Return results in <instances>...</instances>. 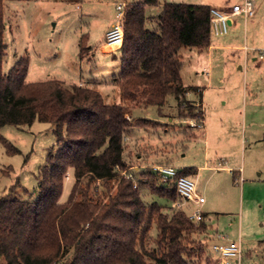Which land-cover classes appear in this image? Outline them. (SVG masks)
Segmentation results:
<instances>
[{
  "label": "trees",
  "instance_id": "trees-1",
  "mask_svg": "<svg viewBox=\"0 0 264 264\" xmlns=\"http://www.w3.org/2000/svg\"><path fill=\"white\" fill-rule=\"evenodd\" d=\"M5 0H0V128L49 122L57 138L38 174V186L27 197L0 196V264H196L206 254L208 213L200 221L184 208H173L179 195L174 179L163 180L150 166L134 186L122 170L125 137L134 126L159 124L128 116L136 106L165 105L174 93L179 117L203 116L188 99L199 87L185 85L183 49L202 52L212 43L211 5L158 0L128 3L123 17L121 73L111 82L121 94L109 102L96 82L67 84L58 78L28 81L30 60L19 58L4 70ZM159 4L156 16L147 5ZM106 42V40H104ZM89 34L79 41V56H89ZM0 143L19 152L0 132ZM118 167V168H117ZM74 183L67 201L60 200L69 169ZM195 168H179L191 175ZM107 197L99 196V183ZM94 186L97 198L90 197ZM165 198L146 201L142 188ZM155 230V232H153ZM207 263L212 264L209 257Z\"/></svg>",
  "mask_w": 264,
  "mask_h": 264
},
{
  "label": "rangeland",
  "instance_id": "rangeland-1",
  "mask_svg": "<svg viewBox=\"0 0 264 264\" xmlns=\"http://www.w3.org/2000/svg\"><path fill=\"white\" fill-rule=\"evenodd\" d=\"M119 1L125 0H5L7 54L4 70L9 71L19 58L27 56L31 66L28 81L58 78L67 83L83 80L87 85L96 80L107 101H120V91L111 82L121 73L120 53L102 60L94 54L96 46L106 40L103 37L105 30L116 20ZM167 1L224 7L236 3L243 5L246 0ZM253 1L256 5L254 16L233 15L226 35H212L213 44L228 47L202 52L184 48L181 68L184 84L204 88L205 120L215 124L223 118L219 129L211 127L212 133L223 129L230 139L238 141L239 146L241 142L242 152L246 149L248 164L250 158L253 161L258 155H264V58L259 57V53L264 52V0ZM160 11L159 5L146 8L147 15L155 16ZM86 33L91 35V53L81 58L79 41ZM106 49L107 46L102 51ZM201 95L194 92L187 97L199 101ZM245 112L246 122L243 123ZM179 115L174 93L168 94L165 105L132 109L130 120L142 116L159 123L134 126L126 136L124 156L133 168H138L137 175L152 164L168 163L180 168L187 162L201 159L205 148L204 133L188 121L202 122L203 116L181 119ZM244 125L248 128L247 135L244 134ZM253 128L258 131L253 133ZM0 132L20 150L11 152L0 143V196L13 193L27 197L25 189L32 192L38 186L39 170L45 164L48 150L57 147L53 125L37 119L22 127L3 125ZM209 147L214 149L213 141ZM259 172L262 174L258 175ZM219 175L224 177L222 173ZM252 175L247 177L244 194L242 181L232 187L219 183L218 188L206 193L208 199L202 209L209 212L211 232L217 229L225 238L238 240L243 252L251 248L250 264H264V166L258 171L253 170ZM253 178L261 180L254 181ZM73 183L74 172L70 168L60 198L62 202L68 200ZM98 183V195L106 198V188ZM94 186L89 195L96 199ZM142 194L146 201L165 202V198L151 194L146 186L142 188ZM212 241L210 237L206 254L196 264H209L207 257L212 264H220L219 254L212 249ZM246 260L244 257L243 264Z\"/></svg>",
  "mask_w": 264,
  "mask_h": 264
},
{
  "label": "crops",
  "instance_id": "crops-1",
  "mask_svg": "<svg viewBox=\"0 0 264 264\" xmlns=\"http://www.w3.org/2000/svg\"><path fill=\"white\" fill-rule=\"evenodd\" d=\"M125 1L131 3V2H141L143 0H125ZM165 1H167V0H165ZM205 4H208V3H205ZM152 5H159V4H152ZM148 6L149 5H147V7ZM159 6L161 7V5H159ZM211 6H213V5H211ZM149 16H152V15H149ZM113 23L114 22H111L109 24V26L107 27V29L105 30L104 35H103L104 38L106 36V32L108 31V29L111 27V25ZM90 37H91V35L89 33V40H90ZM105 46H107V49L105 51H102V48ZM215 47L226 48V47H228V45H226V44L225 45H222V44L216 45V44H213V42H212L211 45L209 46V48L206 50L210 51L211 49H213ZM121 48H122V44L121 45H109L108 43L104 42V40H103V42H101L100 44H98L96 46V50H95L94 54L97 56V58L99 60H102V59H105L109 56H116L117 54L120 53ZM240 49L242 50L243 47H240ZM259 57H260V53H259ZM255 59H256V57H255ZM30 71H31V66L29 65L28 74L30 73ZM90 82H99V81L91 80ZM183 82H184V80H183ZM73 83H79V84H83V85L86 84V82L83 80H80L79 82H70L67 84H73ZM189 85H191V84H189ZM194 86L199 87V92L202 95H201L199 101H198V99H195V98H194V100H191V99H189V100L193 101V103H195L196 105H199L203 111V121H202L203 126L200 128L202 129V133H204V135H202V137L204 138L205 148H204L203 154L201 155V159H199L196 162H187L185 166L180 167V168L192 167V168L196 169V172L194 174H191V176L196 181L197 189L199 190V192L206 198L205 202H207V199H208L206 193H209V191H211V189H213V188H218L220 186L219 183H221V184L223 183L224 187H226V185H228V186L231 185V187H232V186H234V184H239L240 181H242L243 182V194H244L247 177H253V175H252L253 170L258 171L259 169H262V167L264 166V163H263L264 155H262V156L258 155L257 157H255L253 159V161H252V158H250V164H248L247 163V155L245 154L246 149L244 148L243 152H242L241 142H240V146H239L237 144L238 141L236 143V141L234 139H230L229 134L223 132V129H222V132L217 131V132L212 133L211 127H213L214 129L216 127L217 129H219L220 124L222 125L223 118H220V122L215 123V124L214 123L210 124V123H208V121L205 120V114H204V110H203V108H204V105H203L204 88H202L198 85H194ZM193 93L194 92H192V93L189 92L188 95H191ZM246 116L247 115L245 112V114H243V118H242L243 123L246 122ZM139 117H142V116H139ZM253 123H254V121H253ZM259 127L263 128L261 125H259ZM243 129H244V134L247 135L248 128L246 127V125H244ZM256 131H258L256 128L252 129L253 133H255ZM256 135L258 136L259 134H256ZM211 141H213V143L215 145L214 149H210V147H209ZM136 172H139V171L137 170ZM220 172L222 174H224V177H223V175L222 176L219 175V174H221ZM261 174H262V172H259L258 175H261ZM253 180L254 181H260L261 179L260 178H258V179L253 178ZM230 191H231V189H230ZM205 202H204V204H205ZM203 211L208 213L207 219H209L210 216H209L208 210L205 209ZM242 215H244V214H242ZM209 236L213 239L212 244L214 242H217V241L227 242L229 240H236V239H230L228 237L225 238V236H223L222 234L220 235L218 233L217 229H216V232L215 231L211 232L210 228H209ZM240 246H241V244H240ZM241 251H242V259H241L242 264H243L244 257L248 259L245 261V264H250L249 259H251L253 256L252 249L249 248L248 250H245V252H243L244 249L241 246Z\"/></svg>",
  "mask_w": 264,
  "mask_h": 264
},
{
  "label": "built area",
  "instance_id": "built-area-1",
  "mask_svg": "<svg viewBox=\"0 0 264 264\" xmlns=\"http://www.w3.org/2000/svg\"><path fill=\"white\" fill-rule=\"evenodd\" d=\"M127 1H119L116 4L117 16L114 23L106 32V43L109 45H121L124 40L123 17L127 6ZM211 29L212 35L222 36L229 32L232 22L231 16L244 13L246 16H254L256 5L253 0H246L243 5L234 4L232 6H212ZM260 58H264V52L260 53ZM129 118V116H128ZM193 127H202V122L192 119L188 121ZM125 139H127L125 137ZM163 180L174 179L178 191V199L173 201V208H184L188 211L189 217L194 221H200L204 217L202 205L206 198L197 189L196 181L191 175H178L179 168L173 164L157 163L150 166ZM118 168V167H117ZM138 168L128 167L122 170V174L133 179L134 186H139V181H144L145 177L137 175ZM212 249L219 254L220 264H242V251L238 240L227 242L217 241L212 244Z\"/></svg>",
  "mask_w": 264,
  "mask_h": 264
}]
</instances>
